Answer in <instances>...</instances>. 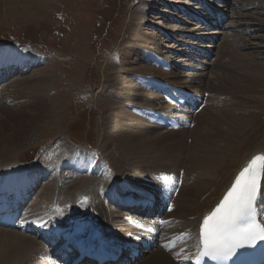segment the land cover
Listing matches in <instances>:
<instances>
[{"label":"bare ground","instance_id":"obj_1","mask_svg":"<svg viewBox=\"0 0 264 264\" xmlns=\"http://www.w3.org/2000/svg\"><path fill=\"white\" fill-rule=\"evenodd\" d=\"M167 2L166 4L168 5L172 3V1ZM194 2V7H196V10H199L200 13H196L195 16L202 15L201 18L208 22L210 26H212L215 21V19L210 17V13L226 14L227 3L225 1H220V4L210 6H208V4L206 6V3L204 4L202 0H194ZM10 5H12V3ZM203 5L207 7L206 11L204 7H202ZM187 7H190V5H187ZM23 9L24 8L21 6L15 7L13 10L9 11H13V14L18 13V15L20 13L19 11L22 12L21 14H26V9ZM146 9L147 7L145 5V10ZM179 9H182V6ZM149 10L151 9L148 8L147 12ZM182 11H184L186 16L192 14V11L188 13L189 10L186 11L185 8L182 9ZM143 12L144 9L141 13ZM7 16L10 17L8 14ZM140 16L141 17L137 19L138 24L144 21L142 14H140ZM216 25L219 26V24ZM220 26H223V23ZM213 35L215 34H210L209 36L212 37ZM206 37L207 36H200L199 38L204 39ZM131 41H133V43L130 44L129 42ZM129 42L124 48L123 54L119 56L120 59H118L121 67L116 66L113 72L124 74L122 73V69L127 67L128 71H130L128 75L131 80L129 79V81L119 77L120 80H118V82H120V84L118 85H120V87L118 86V91L120 93L118 99H114L112 96H106V99L109 101L108 103H110L109 107L112 112V119L109 120L110 123L108 124L112 125V129L114 128L117 130L119 142L128 143L130 148L127 149L126 154L129 156V162L132 168L130 166L126 174L121 177H116L112 175L109 166L103 163L106 168H103L99 178H97L95 175L100 171V164L93 167V175H91L87 172L85 166L89 164V160L92 161V158L90 157L89 160L85 159L82 166L84 171L82 174L75 175L73 176V180L67 179L64 182L59 179L57 189L60 191L57 195L50 189V196H48V198H43L45 200V205H43V207L48 208L46 215H43V212L39 209L42 208L41 204H37L32 209L30 208L31 210L27 209L28 212L25 215L28 216V220H37L38 224H40L41 221L45 222L47 217H49L52 222H56V224L53 225V229L60 232L63 236H68L70 238L81 239L87 234L91 237L94 231H99L106 239L129 241V235H132L134 230H137L136 226L131 227L129 225L131 222L135 221V218L132 216L131 220L132 218L133 220L131 222L126 221L124 218L130 216V214L123 212V215L121 214L118 218L112 216L110 207L107 205V199L109 198L108 192L114 188L116 189L115 195H120L124 198L132 191L145 190L149 191L152 193V196H154L159 185L157 178L158 173L178 176L180 171L183 170L184 178L181 187L172 201L171 209L163 218V223L166 224V222H170L171 228L162 230V238L166 237V239L161 243L163 249L161 247H156V249L159 248L155 253L157 254L155 260L158 262H153V264H160L159 262H161V264H190L197 248L194 238H196L199 224L205 214L215 205L234 180L237 173L252 157L257 154L264 156V135L258 131L249 133V130H247L249 127H251V130L253 128L255 130L264 129V98L258 99L250 95L255 93L258 89L264 91L262 86H258V84L262 85V83H264L263 69L260 68L261 65L257 62H252L251 60L247 63L235 61L232 65L224 62L231 66V68L229 71L215 74L213 81H215L217 85H214L212 84L213 81L208 79L205 81L204 73L210 66H214L215 63L219 64L221 58L217 59L216 62L211 65V63H207L208 61H206L205 57L209 56V53L203 52L202 49H196V47L175 49L176 51H173L177 55H180V57L188 58L190 61L192 60L184 66V71L186 73L190 72L188 70H191V68H197L198 63V66L201 65V68L197 69L200 70L201 73L199 75L191 73H172V71H163L158 68L157 61L164 58L166 52H168L165 48L174 49L176 48L174 47L175 44L163 47L164 51L162 49H157L158 46L162 45H160V42L151 36V34L147 33L132 35ZM188 45L189 42H187L185 46ZM192 56L199 58V61L195 60V65L192 63L194 61ZM42 58V54L35 53L28 48L3 45L0 47V70L4 68V70H6L5 73L9 74L14 72L13 74H15L18 70L13 67L16 65L22 68L26 66L32 67V65L38 63L41 65L44 62V60L42 62ZM153 58L156 60V66L152 62ZM175 61L170 60L169 62L167 61V63L171 65ZM224 63L222 67L218 65L215 66L220 67V69L225 68L224 65L226 66V64ZM42 73L43 71H39L38 77H35L36 79L33 84L28 85V82L23 81L21 84L13 86L8 96L0 93L1 103L5 101L9 102V99H11V101L26 100L25 103L20 104L19 108L17 107L15 113L11 117H5L4 121L8 124L9 130L5 128V122L3 124L0 122V146L3 148V152L0 150V158H8L10 155L19 152L21 144L29 140L33 133L39 135L36 130L42 125L47 127V121L54 118L52 115L53 110L51 109V103L47 104L48 100L46 96L48 92L51 91V84L49 85V83H51L50 80H52L51 75H42ZM6 76L7 75L1 76V80ZM157 78L165 80L168 84L181 87L189 90L193 94L201 96L212 93H226V95L230 96L229 98H232L231 103H229L230 108H222L223 110H218L214 114H211L213 115L212 123L209 124L204 122V126L202 125L201 128H199L201 124L198 123V121L196 127L199 129L197 132L194 128V130L189 132L183 131L187 129L185 128L157 134L155 133L156 131L159 129L163 130L164 128L154 125L145 113H143V115L140 113L142 108H151L159 111H168L170 109L163 101V98L153 93L151 90V84H153ZM195 80L198 81V86L194 85ZM28 86L30 90L28 91L29 94L27 97L24 92L27 91L26 88ZM226 86L231 89H236L237 91H230ZM245 90L248 91L249 95ZM139 92H142V94H139ZM43 93H45V95H43ZM124 100H127L128 103H125ZM234 100L240 101L234 102ZM258 101L261 105L256 103ZM123 103L128 104L131 108L128 111L122 109L121 104ZM226 103L225 101L223 102V104ZM252 103L257 111H250L249 107L252 106ZM136 106H142V108H140L139 111H135L137 110L135 108ZM133 108H135V110ZM5 109L6 107L4 105H0L1 120L5 116ZM240 109L244 112H240ZM190 117L193 120V117ZM143 124H147V126H143ZM124 126L127 128H123ZM187 134L191 135L193 139V146L191 145L192 147L190 148L187 147L185 142L187 138L184 139ZM257 140L258 142L255 143ZM60 147L63 151L59 153L58 159L64 156L63 159L65 162L67 157L73 153L95 157V155L92 154L93 152L87 150L88 148L86 147L75 148V151L68 156L67 152L72 149L73 144L71 145L63 142L60 144ZM124 148L125 147H123V149ZM139 171L142 172V174H150L152 173L150 171H153L154 175H157L153 177V181L146 180L148 177L145 175H142L143 177L140 176L143 179L139 177L138 180H134L130 177L138 173L141 174ZM31 172L32 167H23L18 161L0 164V181L5 176L10 177L12 175L21 176L26 180L32 178ZM28 175L30 176L27 177ZM51 195L53 199H51ZM259 196L262 204H264V168ZM83 199L86 200L84 208L89 207L90 212H85L81 207L76 205L78 201ZM41 201L42 198L40 203ZM145 213L146 211L143 214ZM81 217H86V220L82 221ZM24 219H26V217ZM138 219L142 221L141 226L144 232H149L147 226L153 228L152 225L154 224V220ZM72 220L74 221V225L71 226L69 222ZM44 247L42 243H36L35 238L26 236L17 231L0 229V253L4 254L2 258L3 264H10L13 258H18L17 264H30L32 262H34L33 264H44L45 262H43L42 259ZM148 253L146 251H141V257L138 256L137 259L139 261L135 263H140L143 260V256ZM151 261L154 260L146 262L150 264ZM128 262H130V260H128ZM79 264L86 263L81 262Z\"/></svg>","mask_w":264,"mask_h":264},{"label":"rangeland","instance_id":"obj_2","mask_svg":"<svg viewBox=\"0 0 264 264\" xmlns=\"http://www.w3.org/2000/svg\"><path fill=\"white\" fill-rule=\"evenodd\" d=\"M167 1H172V3L168 5L166 4ZM202 1H204V4L206 3V6L207 4L208 6L218 5L220 1L227 3L225 14L227 20L223 23V26L213 25L212 28H209L192 21L190 16H186L182 12L184 8L186 11L189 10L188 13L190 11H192V14L199 13V10L194 7V0H0V12L2 13H0V47L12 45L28 48L25 45L28 44L32 46L28 49L42 54V62L44 60L43 64L31 68L27 74L19 72L12 77L9 76L1 80L0 93L8 96V93L12 90L11 88L23 81L28 82V85L33 84L39 71H43L42 75L50 74L52 79L50 80L51 83L47 82L49 85L51 84V91L46 96L47 104L51 103L52 115L54 116V118L47 121V127L42 125L36 130L39 135L33 133L29 140L20 145L19 152L10 155L8 158H0V164L18 161L21 166L51 171L55 164L48 162L47 154L52 156V152L57 148V145L60 146L63 142L71 145L74 142H88L91 147H88L87 144L81 146L88 147L98 154L100 160H104L109 165L113 176L121 177L126 174L131 166L129 156L126 154L127 149L130 147L128 143L118 141L117 130L112 129V125L108 124L110 123L109 120L112 119V112L106 96L118 99L120 93L118 91L120 87L118 85L120 84L118 82L119 77L131 80L128 75L130 71L127 67L122 69L124 74L114 73L113 70L116 66L121 67L118 60L120 59L119 56L123 54L124 48L132 35L139 33L151 34L162 45L158 46L157 49L163 51V47L175 44L174 47L176 48L174 49L165 48L168 52L164 56L165 61L176 60L171 64L173 67L172 73H186L184 66L192 61L180 57L173 50L190 47L208 52L209 56L205 57L207 63H211V65L221 58L220 63L222 65L215 63L214 66L207 68L208 70L204 73L205 81L207 79L213 81L215 74L229 71L231 66L227 64L232 65L235 61L247 63L251 60L257 62L261 65L260 68L263 69L264 73V0ZM11 3L12 5H10ZM187 5H190V7H187ZM21 6L24 8L23 10L26 9V14H21L22 12L19 11L18 15V13L13 14V11H9ZM181 6L182 9H179ZM148 8L151 9L150 12H147ZM143 9L145 13H141ZM140 14H142L144 21L138 24L137 19L141 17ZM210 34L215 35L212 38L209 36ZM200 36H207L204 38L206 40L200 39ZM187 42H189V45L185 46ZM129 43L131 44L133 41ZM193 59L192 63L195 65V60L199 61V58L193 57ZM222 62H226L227 64H224L227 67L224 65L225 68L220 69L223 66ZM198 64L197 68L200 69L201 65L198 66ZM197 68L189 69L190 72L186 74L199 75L201 72ZM213 82L212 84L217 85L215 81ZM194 85H199L197 80H195ZM259 85L264 88V83ZM228 89L234 92L237 91L230 87ZM26 90L27 94L24 93L28 97L29 86ZM245 91L248 93L247 90ZM139 94H142V92H139ZM206 95V106L196 116H193L191 127L183 131L189 132L195 129L197 132L202 125L204 126V122L212 123L213 115L211 114L218 110L230 108L229 103H231L232 98H229L230 96L226 93ZM250 95L263 99L264 91L258 89ZM224 101L227 103L223 104ZM237 101L234 100V102ZM25 102L26 100L11 101V99H9V102H0V105L6 107L5 116L2 120L0 119L1 124L5 122V117H11L17 107L19 108L20 104ZM124 102L128 103L127 100H124ZM125 103L121 104V107L128 111L131 107ZM256 103L261 105L259 101ZM252 106L249 107L250 111H257L253 103ZM135 108H133L135 111H139L142 106H136ZM242 109H240V112H244ZM197 122L201 124L199 128L196 127ZM5 125V128L9 130L6 122ZM143 126H147V124H143ZM123 128L127 127L124 126ZM250 128L247 129L249 133L258 131L264 135L263 128L260 130L254 128V130H251ZM162 132L166 131L159 129L155 133L161 134ZM184 139L188 148L193 146L191 135L187 134ZM257 142L258 140L255 141V143ZM123 147L126 149L124 148V150ZM0 150L3 152L1 146ZM104 168L106 167L104 166ZM150 172L152 173L142 174L140 172L141 174L138 173L130 177L138 180L140 176L145 175L148 177L146 180L153 181V177L157 174L154 175L153 171ZM180 172L184 173L183 170ZM63 175L65 176L60 171L58 174L52 175L48 181H43L37 189L36 197L33 198L34 200H32L28 210H31L37 204H41L42 208L39 209L43 212L46 208V211L43 212V215H46L48 208L43 207L45 205L43 198L50 196V189L57 195L60 191L57 189L59 179L62 182L67 180ZM142 177L140 179H143ZM41 198L43 202L40 203ZM51 199H53L52 195ZM109 207L111 215L115 218H118L121 214L123 215L122 211L113 209L111 205ZM28 210H26V213ZM36 243L39 242L36 240ZM154 249L153 253L150 252L144 255L140 263L148 264L149 260H154L150 264L158 262L155 260L157 256L155 253L159 248ZM3 255L0 253V264H3ZM17 262L18 258H13L10 264H17ZM159 263L161 264V262Z\"/></svg>","mask_w":264,"mask_h":264},{"label":"snow or ice","instance_id":"obj_3","mask_svg":"<svg viewBox=\"0 0 264 264\" xmlns=\"http://www.w3.org/2000/svg\"><path fill=\"white\" fill-rule=\"evenodd\" d=\"M257 160L264 162V157H254L236 177L223 200L204 217L200 228L201 255L227 259L243 244L264 240V227L256 224L254 219L255 203L260 195ZM261 167L264 168V163ZM242 218L244 224L240 226ZM40 226H46L45 222L41 221Z\"/></svg>","mask_w":264,"mask_h":264}]
</instances>
